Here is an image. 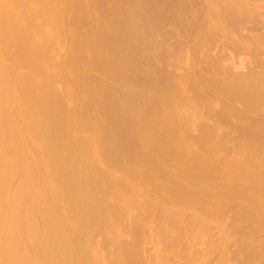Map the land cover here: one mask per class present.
I'll return each mask as SVG.
<instances>
[{
    "label": "bare ground",
    "instance_id": "obj_1",
    "mask_svg": "<svg viewBox=\"0 0 264 264\" xmlns=\"http://www.w3.org/2000/svg\"><path fill=\"white\" fill-rule=\"evenodd\" d=\"M0 264H264V0H0Z\"/></svg>",
    "mask_w": 264,
    "mask_h": 264
}]
</instances>
